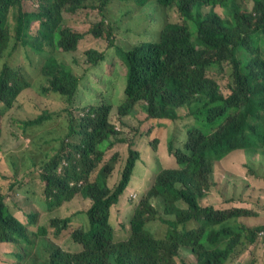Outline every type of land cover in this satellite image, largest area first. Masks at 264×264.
<instances>
[{
  "label": "trees",
  "instance_id": "trees-1",
  "mask_svg": "<svg viewBox=\"0 0 264 264\" xmlns=\"http://www.w3.org/2000/svg\"><path fill=\"white\" fill-rule=\"evenodd\" d=\"M249 1L251 9L239 0H0V163L29 128L68 119L61 135L40 136L27 173L8 167L0 264H258V250L264 264V223L241 222L258 215L244 204L247 194L234 198L230 188L227 209L202 203L217 190L218 161L235 151L264 159V0ZM135 19L147 38L121 51L122 67L97 48L81 64L74 58L82 38L113 46ZM138 106L166 154L160 138L142 152L117 137L114 119L122 126ZM181 109L207 124L225 121L210 134L188 129L176 149L157 128L180 119ZM140 163L149 169L142 178ZM12 183L38 188L22 219L7 204L12 197L17 205ZM138 188L145 195L129 222L127 208L115 205Z\"/></svg>",
  "mask_w": 264,
  "mask_h": 264
},
{
  "label": "rangeland",
  "instance_id": "rangeland-1",
  "mask_svg": "<svg viewBox=\"0 0 264 264\" xmlns=\"http://www.w3.org/2000/svg\"><path fill=\"white\" fill-rule=\"evenodd\" d=\"M242 5L246 9H251V3L249 0H240ZM150 20L151 18H155V13L148 15ZM177 19V17H174ZM93 20V15L90 13L89 21ZM144 24L136 19L131 21L130 27H132V31L129 34H118L115 37V44L113 46H109L107 40L103 38H93L92 36H86L82 38L78 43V49L74 53V58L81 64L82 63V53L89 49H99L100 51L106 52L107 61L111 64H114L117 68L122 67V56L121 51L129 46H135L140 44L145 38H147L146 30ZM75 27L79 30H84V27L77 24ZM157 31L156 27L153 26ZM159 32V31H158ZM209 75H212L209 72ZM225 77H228L226 75ZM218 80V79H217ZM224 83H221L220 86L224 89V94H226V89L230 90L231 86H228ZM37 92H29L26 95L34 96ZM48 99V97H46ZM61 105V104H56ZM14 106V105H13ZM179 114L181 116L180 119L171 122L169 126L158 127L157 132L159 135L165 133V136H173L174 148L179 149L183 146L186 141V135L188 129L192 127L202 128L203 131L207 134H210L217 130L223 123L224 119H219L213 123L207 124L204 119H196L190 114L187 113L186 110H179ZM146 113H143L139 106L135 110L134 114L127 116L121 120L123 125L119 126L118 122L114 119V123L116 124L117 137L122 139L123 141H131L133 146L144 152L148 149V142H152L153 138H160L156 133L154 136H148L150 134L148 126L144 123V118H146ZM68 119L66 114H60L55 116L53 121L50 122L42 129L34 130L29 128L28 132L22 137L23 143L18 150L14 149L9 152H6V155L1 157L0 163V192L4 193L7 196L8 192H11L10 184L12 182L11 176L12 172L9 168L12 167V163L16 162L20 165L19 177H22L29 170L26 167L27 158L30 156H37L39 149V142H41V137H56L61 135L62 131L67 127ZM162 143L161 149L164 154H166L167 149L164 141V137L160 138ZM152 148V147H151ZM120 152H123V144L119 146ZM243 151H235L223 158L215 164L214 172H215V181L216 186L211 191L212 195L210 197H205L202 201L203 204L206 205H214L218 209H227L231 206L232 203H228L225 199L228 198L230 193V188H232V195L234 198H240L241 194H247L246 199L248 203V207L252 208L255 212L258 213L257 216H253L250 218H241V222L248 226H255L257 224L264 223V159L260 155H256ZM26 156V157H25ZM148 156H144V159H147ZM164 161H168L167 155L162 156ZM40 164L37 165L36 169H38ZM9 167V168H8ZM149 172L147 165L139 164L136 168V174L139 178L144 177L146 173ZM118 175V170L115 169L112 173V177L110 179L109 185H112ZM7 176V179L5 178ZM218 184V185H217ZM14 189L18 190V195H15V201H17V205L14 204L11 200L12 197H7V204L9 210L18 218H24V206L27 203L34 201L37 197L38 188L37 185H18L12 183ZM142 189L138 188L136 191L130 194L129 199L132 201L126 202V205L133 206L136 204V201L140 197ZM25 193V196L22 195ZM260 196V197H258ZM253 199L261 200L259 204H252ZM119 203L115 205V207H119ZM129 212V222L131 212ZM123 220L128 221V217L123 218ZM195 224L190 223L189 228H193ZM47 237L50 238V234L47 233ZM57 243L62 242V238H55ZM184 256H187L186 252H183ZM258 264L263 263L262 251H257ZM188 263L193 262L192 259H188Z\"/></svg>",
  "mask_w": 264,
  "mask_h": 264
},
{
  "label": "clouds",
  "instance_id": "clouds-1",
  "mask_svg": "<svg viewBox=\"0 0 264 264\" xmlns=\"http://www.w3.org/2000/svg\"><path fill=\"white\" fill-rule=\"evenodd\" d=\"M239 2H241L240 0H239ZM178 167L175 165L174 167H173V169H177ZM148 174V173H147ZM145 195V192L142 190V192H141V195H140V197L138 198V200L136 201V204L135 205H133V206H128V205H126V202H128V200L127 199H129V196H130V194H127L126 192H124L119 198H120V202H119V211H121V208L122 207H125V208H127V210H130V212H132V210L139 204V202L143 199V196ZM130 219H131V216H130Z\"/></svg>",
  "mask_w": 264,
  "mask_h": 264
}]
</instances>
